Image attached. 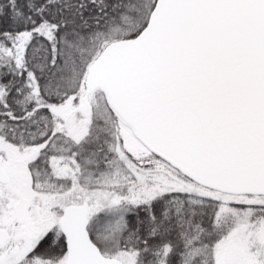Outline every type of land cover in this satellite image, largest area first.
I'll use <instances>...</instances> for the list:
<instances>
[{
	"label": "snow or ice",
	"instance_id": "snow-or-ice-1",
	"mask_svg": "<svg viewBox=\"0 0 264 264\" xmlns=\"http://www.w3.org/2000/svg\"><path fill=\"white\" fill-rule=\"evenodd\" d=\"M0 264H264V0H0Z\"/></svg>",
	"mask_w": 264,
	"mask_h": 264
}]
</instances>
